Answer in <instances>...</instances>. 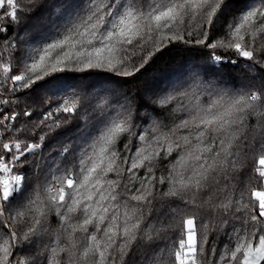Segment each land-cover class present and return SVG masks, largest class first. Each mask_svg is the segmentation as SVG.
Instances as JSON below:
<instances>
[{
    "label": "snow or ice",
    "instance_id": "1",
    "mask_svg": "<svg viewBox=\"0 0 264 264\" xmlns=\"http://www.w3.org/2000/svg\"><path fill=\"white\" fill-rule=\"evenodd\" d=\"M228 8L0 0V264H264V0ZM172 44L198 46L208 64L182 66L143 100L61 79L132 77ZM241 59L246 83L216 75Z\"/></svg>",
    "mask_w": 264,
    "mask_h": 264
},
{
    "label": "trees",
    "instance_id": "2",
    "mask_svg": "<svg viewBox=\"0 0 264 264\" xmlns=\"http://www.w3.org/2000/svg\"><path fill=\"white\" fill-rule=\"evenodd\" d=\"M80 0H55L57 5L62 8L72 7L78 4ZM229 8L225 12V17H232L233 15L239 13L241 10L252 6L255 0H228ZM54 13V9L52 10ZM41 31H46L42 29ZM225 33L224 20L221 19L215 26L214 30L210 33L213 42L221 38ZM41 33H37L40 35ZM218 52H224L223 48L217 49ZM228 55H234L228 53ZM200 64L207 65L208 58L202 55L201 50L198 46L190 47L183 44H172L162 51L155 53L150 59L149 63L143 68L139 73L132 77L127 78H113L112 82L105 83L100 77L92 74H84L83 76L75 73H65L61 74V79L67 80L73 83V85H82L84 87H89L90 91L101 92V91H111L115 95L120 96L125 93L130 94L137 100H143L146 97L152 95L153 91L160 86L164 81L172 77L175 70L181 68L184 65ZM216 75L225 81L233 84H243L246 83L250 70L243 62V60H238L236 65L230 63L223 66H217ZM84 80V81H82ZM82 81V82H81ZM32 102L36 106V112L34 113L33 119H41V112L45 110L46 97L42 93V89H37L32 96ZM63 135H56L51 140L46 142V148H53V155H56L58 151V145L63 142ZM57 160L62 159V157L57 156ZM53 227H56L55 218L52 220ZM215 234L209 233V243H211ZM199 239V233H198ZM217 249L219 251L224 243L223 236L215 237ZM208 246L205 245V251L207 252ZM132 264H139L137 258H132Z\"/></svg>",
    "mask_w": 264,
    "mask_h": 264
}]
</instances>
